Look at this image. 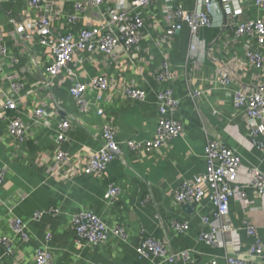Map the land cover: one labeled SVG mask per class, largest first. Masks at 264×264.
Wrapping results in <instances>:
<instances>
[{
	"label": "crops",
	"instance_id": "0c3cea01",
	"mask_svg": "<svg viewBox=\"0 0 264 264\" xmlns=\"http://www.w3.org/2000/svg\"><path fill=\"white\" fill-rule=\"evenodd\" d=\"M76 1L79 0H49L53 9L54 34L70 27L66 16L75 11ZM81 1L87 9L79 23L71 26L75 31L82 26L97 24L102 16L101 9L90 5L89 0ZM128 1L107 0L126 4ZM180 1L185 8L193 7V0ZM160 5L159 2L145 12L152 38L142 43L137 55L140 59H131L123 49L114 60L99 52L80 55L83 64L76 68L79 81L88 82L97 75H107L115 83V88L107 92L102 101L105 115L99 116L94 109L87 114L81 113L69 92L72 80L60 82L59 78L52 89L26 94L21 101L20 114L13 111L0 113V170L5 174L0 182V238L9 237L13 245L12 253L6 255L0 244L1 264H37L36 252L44 245L50 249L51 264H206L212 259L224 264L226 254L234 249L248 261L264 264V257L250 252L254 238L244 229L245 220H252L264 244V196L253 187H244L246 198L230 199L231 219L241 229L219 233L224 247L200 238L202 231L213 230L202 220L204 215L213 216L216 210L209 195L200 203L193 204L194 207L175 201L174 191L183 181L192 180L206 170L205 146L211 133L221 135L228 145L240 150L244 157L240 174L243 180L247 178L246 167L250 164L264 171V139L260 138L262 145H256L242 119H233L234 106L226 94L210 91L205 104L197 103L189 96L184 76L190 41L186 28L176 35L171 47L166 48L176 79L165 85L157 82L154 70L163 56L152 39L162 35L167 27ZM246 5L244 16L258 14L251 0H246ZM43 12L31 7L29 0H0V40L4 41L8 55L18 58L15 69H25L23 74L32 85L40 83L46 65L54 59L51 49L40 44L32 30L33 22ZM222 19V12L217 10L216 25L203 28L200 38L212 46L227 37L233 42L232 51L227 53L223 47H219L221 52L213 53L211 50L196 74L195 85L202 89L213 87L211 77L221 63L219 59L226 55L235 75H245L240 68L242 61L237 59V56L244 55V43L233 39L232 33L220 27ZM18 25H24L25 32L19 34L16 30ZM10 72L8 66L0 67V104L10 87ZM125 79L145 89L147 101L123 95L119 88ZM244 79L247 81L246 77ZM162 86L174 89L182 101L179 116L185 123L186 137L176 138L149 154L133 152L125 147L124 153L111 162L104 173L85 174L87 161L101 147L103 123L109 122L116 128L119 141L155 136L159 119L156 92ZM89 97L93 99L94 94L89 93ZM41 104L54 114L52 129L33 127L25 142L13 141L8 132L10 118L19 116L26 119L23 111H32ZM64 118L72 121V127L67 132L68 141L60 145L56 143L54 129ZM60 148L72 157L71 166L79 170V175L71 176L69 167L57 166L55 155ZM111 183L122 189L114 202L105 198ZM82 210L93 211L110 227H125L129 237L124 240L112 234L100 245L79 242L73 217ZM14 218L26 221V239L14 231ZM176 221H188V231L177 230L174 226ZM49 233L52 238L47 242ZM148 235L160 238L175 253L189 250L191 260L169 262L160 257L141 256L137 247Z\"/></svg>",
	"mask_w": 264,
	"mask_h": 264
},
{
	"label": "built area",
	"instance_id": "2783aa9c",
	"mask_svg": "<svg viewBox=\"0 0 264 264\" xmlns=\"http://www.w3.org/2000/svg\"><path fill=\"white\" fill-rule=\"evenodd\" d=\"M258 14L252 17L246 14V0H193L192 8H185L180 0H129L126 3H110L107 0H89V4L101 9V19L95 25L82 26L75 31L71 26L79 23L86 13L83 1L75 2V11L66 16L69 28L58 34H54L52 7L49 0H29V5L37 10H44L38 20L33 22L32 30L39 38L40 44L51 49L54 59L44 69L43 77L39 84L32 85L27 81L23 70H16L18 58L8 55V49L4 41L0 40V67L10 68V87L3 94L0 104L2 111H13L17 114L21 111V101L26 94L40 92L43 89H52L56 79L60 82L72 80L69 92L78 105L81 113H90L93 109L99 116L105 115L102 101L115 83L107 75H97L88 82L79 81L76 68L83 64L80 55L84 52L102 53L109 59H113L120 49L126 51L131 59H140L137 55L143 42L150 40L149 22L145 12L159 4L161 16L166 21V30L161 35L152 39L153 43L162 53L161 62L155 67L154 76L157 82L165 85L176 79L173 72L171 56L166 48L171 47L176 35L183 29L189 33V48L187 52V69L185 78L187 92L197 103L205 104L210 91H220L232 99L234 111L233 119L241 118L247 133L255 139H264V0H251ZM103 6H105L103 8ZM219 10L223 14L220 22L222 29L232 33L233 39L243 41L244 55L237 56L242 61L241 70L245 72L243 77L236 76L234 70L229 67L230 59L226 55L221 57V62L215 69V75L211 77L212 88H199L195 85L196 74L204 61L213 50L221 52L223 47L227 53L232 51L227 37L221 38L214 45L209 46L200 38L203 28L212 27L215 23V12ZM24 25L17 26V32H25ZM241 41V42H242ZM13 67V68H12ZM243 68V69H242ZM239 71V70H237ZM236 72V71H235ZM246 80L245 81V78ZM208 79L209 78H203ZM119 91L127 97L139 101H147L148 94L145 89L137 87L133 81L124 80ZM94 98L89 97V93ZM156 102L159 119L155 128V136L150 139H129L119 141L116 128L109 122L102 125L101 147L87 161L84 173L87 175L104 173L111 162L117 160L125 147L133 152L151 153L159 150L164 145L179 137H186L185 123L180 118L181 99L171 87H161L156 92ZM24 112L26 119L19 116L10 118L8 132L13 141L23 143L29 137V130L33 127L51 130L53 127V113L45 107V104L34 107L32 111ZM72 127V121L64 118L57 124L54 132L56 143L62 145L68 141L67 132ZM207 168L192 180H184L175 193V201L179 204L193 206L200 203L209 195L215 203L216 210L213 216L204 215V225L212 226L213 230L202 231L200 238L208 243L224 247L225 243L220 239V232H231L241 229L236 226L230 216V199L232 197L246 198L245 186L253 187L256 192L264 196V171L250 164L246 167L247 178H240L244 157L240 150L228 145L217 133H211L205 146ZM59 168L69 167L70 175L76 176L80 172L71 166L72 157L60 148L55 155ZM4 171L0 170V182L4 179ZM121 187L111 183L105 193V198L111 202L118 199ZM194 207V206H193ZM36 215L40 216L41 213ZM74 231L79 242L84 241L93 245H100L110 235L115 234L126 240L129 237L128 230L116 225L110 227L101 217L90 210H82L73 217ZM27 223L22 218H14L12 227L14 231L24 239L27 238ZM174 226L180 232L188 231V221H176ZM246 233L254 238V244L250 252L259 257H264V244L260 238L257 225L249 219L245 220ZM52 234L47 235L50 242ZM0 244L5 248V254L13 251L12 241L9 237L0 238ZM137 251L144 257H160L165 261L177 262L179 260H191L189 250L175 253L160 238L154 235L145 236ZM37 264H51L52 256L47 245L40 247L36 252ZM224 264H255L243 258L236 249L226 254ZM2 257L0 256V264ZM206 264H221L212 259Z\"/></svg>",
	"mask_w": 264,
	"mask_h": 264
},
{
	"label": "water",
	"instance_id": "95a60500",
	"mask_svg": "<svg viewBox=\"0 0 264 264\" xmlns=\"http://www.w3.org/2000/svg\"><path fill=\"white\" fill-rule=\"evenodd\" d=\"M252 141L256 144V145H262L263 141L258 140V139H252Z\"/></svg>",
	"mask_w": 264,
	"mask_h": 264
}]
</instances>
